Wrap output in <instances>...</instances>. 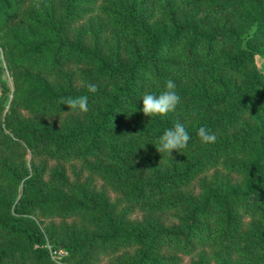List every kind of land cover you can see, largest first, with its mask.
<instances>
[{"label": "trees", "instance_id": "trees-1", "mask_svg": "<svg viewBox=\"0 0 264 264\" xmlns=\"http://www.w3.org/2000/svg\"><path fill=\"white\" fill-rule=\"evenodd\" d=\"M0 43V264H264V0H0ZM168 79L181 103L145 116Z\"/></svg>", "mask_w": 264, "mask_h": 264}, {"label": "clouds", "instance_id": "clouds-1", "mask_svg": "<svg viewBox=\"0 0 264 264\" xmlns=\"http://www.w3.org/2000/svg\"><path fill=\"white\" fill-rule=\"evenodd\" d=\"M88 91L95 93L97 91L96 85L89 84ZM141 100L143 103L142 112L147 117L167 115L174 112L181 103V97L176 91V84L171 79L165 82L164 90L159 95L146 92ZM59 102L62 105H67L73 111L78 110L82 113L89 111L87 95L61 97ZM197 135L205 144L213 143L216 139L215 133L203 126L198 129ZM189 140L190 136L184 125L177 121L157 138L155 147L159 153L167 152L171 156L173 150L182 153L181 150L187 147Z\"/></svg>", "mask_w": 264, "mask_h": 264}, {"label": "rangeland", "instance_id": "rangeland-1", "mask_svg": "<svg viewBox=\"0 0 264 264\" xmlns=\"http://www.w3.org/2000/svg\"><path fill=\"white\" fill-rule=\"evenodd\" d=\"M78 25L79 24H77L76 32L79 30ZM76 32L72 35L73 41L77 40L76 39ZM0 51H1V55H2V62L4 64V66H6L7 62H6L5 56L3 54V49H2L1 43H0ZM255 59H256L257 66H259L264 72V53L257 54ZM7 76L9 78L11 77L9 75L8 71H7ZM202 81H204V80H202ZM83 83H84V81L82 78L78 79L79 85H82ZM76 164L78 165L79 163H76ZM225 167H227V166H225L224 163H221V166L219 167V169H217V167H214V168H211V169L205 171L204 174L203 173L200 174V176L197 179H195L191 183V185L188 187V189H187L188 192L191 195H199L201 193L202 186H203L204 182L210 181V179L215 175L216 171H218L221 176H224V177L226 176L227 178L232 177L233 173H231L230 170L228 168H225ZM68 169L72 170L73 167L68 165ZM181 215L182 214H180L178 211L174 212L172 214V216L170 217L171 219L169 218V222L171 224H173L172 221L177 220ZM37 216H38L39 220L42 222L43 227H45L47 229V227H49L50 221L45 220V218H44L45 216H43V213H39ZM176 216H177V218L175 219L174 217H176ZM47 246L50 247L51 246L50 243H47ZM217 253H218V251H212L211 249L204 250L202 248H198L194 254H183V253L181 254L180 253L181 257H182L181 264H201L203 262H208V261H211L213 264H215L218 262L217 257H216ZM67 256H68V252L63 250V249L61 252H60V250H57V251H53L51 253L52 259L57 264H70V263H68V261L66 259Z\"/></svg>", "mask_w": 264, "mask_h": 264}, {"label": "built area", "instance_id": "built-area-1", "mask_svg": "<svg viewBox=\"0 0 264 264\" xmlns=\"http://www.w3.org/2000/svg\"><path fill=\"white\" fill-rule=\"evenodd\" d=\"M61 251H62V250H61ZM61 251H60V252H61Z\"/></svg>", "mask_w": 264, "mask_h": 264}]
</instances>
